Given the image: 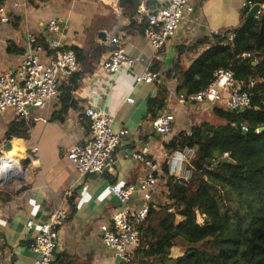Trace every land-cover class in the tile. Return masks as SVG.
<instances>
[{
  "label": "crops",
  "instance_id": "crops-1",
  "mask_svg": "<svg viewBox=\"0 0 264 264\" xmlns=\"http://www.w3.org/2000/svg\"><path fill=\"white\" fill-rule=\"evenodd\" d=\"M141 1L150 7L167 2ZM246 1L189 0L193 10L186 13L176 33L160 49L145 38L134 20L135 5L126 8L121 3L115 6L98 0L4 1L10 19H0V74L18 69L30 34L46 45L40 53L44 63L53 53L48 40L60 35L66 47L79 54L80 68L70 77H62L58 94L45 108L31 107L28 118L17 120L12 109L0 113V154L14 155L26 171L15 182L0 185V264H35L31 243L61 203L67 216L54 263L120 264L101 236V226L110 224L119 208L111 187L137 185L144 178L146 167L132 154L145 150L162 166L152 204L159 207L170 201L167 156L173 149L168 142L176 133L214 119V113L210 103L181 100L180 94L186 91L181 80L169 73L180 54L184 68L189 67L209 48V39L215 34L229 31L250 17L252 6L245 7ZM53 19L60 25L59 34L49 30ZM115 36L120 37L129 54L139 56L132 70H103V61L114 48L110 40ZM146 69L157 73L158 80L138 82L136 76ZM161 85L168 89L165 100L159 95ZM128 96H133L135 103L127 102ZM90 105L113 113L115 130L128 133L116 148L111 167L77 181L76 167L67 153L91 134L86 114ZM165 111L175 114L174 133L167 136L153 125L155 117ZM15 121L25 123L16 129L22 131L27 126L28 133L8 136L9 126ZM70 188L72 192L67 195ZM142 204L143 194L136 191L129 205L136 208ZM30 219L34 225L29 228Z\"/></svg>",
  "mask_w": 264,
  "mask_h": 264
},
{
  "label": "trees",
  "instance_id": "trees-1",
  "mask_svg": "<svg viewBox=\"0 0 264 264\" xmlns=\"http://www.w3.org/2000/svg\"><path fill=\"white\" fill-rule=\"evenodd\" d=\"M140 2L121 0L126 8H138ZM231 33L233 41L227 42ZM209 41V48L189 67L184 68L180 54L170 71L172 78L181 80L186 91L182 94L201 91L217 70L231 67L243 89L253 94V102L242 110L216 102L214 119L202 120L192 127V135L168 142L170 149L198 145L194 174L185 185L172 178L170 201L159 207L152 204L132 263L264 264V131L258 132L264 127V13L259 19L246 17ZM245 52L255 53L259 62H253L254 56L244 57ZM159 95L167 98L166 86H160ZM238 124L248 129H239ZM21 125L25 123L12 122L8 136L27 134V126L16 129ZM225 154L230 162L223 161ZM211 162L212 168L204 167ZM197 210L205 214L203 223L198 222ZM176 245L185 247L182 254L172 253Z\"/></svg>",
  "mask_w": 264,
  "mask_h": 264
},
{
  "label": "built area",
  "instance_id": "built-area-1",
  "mask_svg": "<svg viewBox=\"0 0 264 264\" xmlns=\"http://www.w3.org/2000/svg\"><path fill=\"white\" fill-rule=\"evenodd\" d=\"M110 5L119 6L121 0H98ZM256 2L248 0L244 6L251 7ZM193 10L189 0H167L157 7H150L144 1L138 5L134 20L143 28L145 38L156 48H162L165 43L176 33L183 23L186 13ZM264 12V0L260 4L255 18H261ZM1 21H8L9 15L6 7L0 5ZM49 30L59 34L61 32L58 21L53 19L49 23ZM235 34L231 33L228 41H233ZM114 48L103 61L102 68L105 72L115 73L120 69L132 70L139 56L129 54L122 45L120 37L111 38ZM48 46L53 50L48 62H43L40 53L46 49L35 34L29 35L28 45L23 53L20 65L16 71H7L0 74V113L12 109L17 120L30 116L31 107L45 108L58 94L62 77H70L80 68V61L75 49L66 47L62 37L56 35L48 40ZM244 57H253V62H259L260 58L255 53L245 52ZM138 82L147 83L158 80V75L151 69H146L136 76ZM181 100H195L203 103L215 104L222 101L231 109L242 110L253 102V94L243 89V83L236 79L231 67L220 68L215 72V79L204 89L197 93L180 94ZM127 102L135 103L133 96L127 97ZM86 114L91 121V134L89 138L79 144L73 145L67 158L77 170V181L90 174H102L113 163L114 152L127 135V130L116 131L114 128V115L108 110L90 105ZM175 114L165 111L155 117L154 128L163 136L174 133ZM243 130L248 128L241 126ZM192 135V129L186 132L176 133L177 139ZM38 150V146L34 147ZM198 145H184L173 149L167 156L168 183L172 180L185 185L193 175L192 160L196 157ZM227 155V154H225ZM137 161H141L146 167L144 178L137 184L126 186L114 185L111 187L113 194L118 198L119 208L112 217L110 224L101 226L103 241L112 248L120 264H131L137 247L142 239V225L149 216L154 193L160 184L161 164L153 159L147 151L142 150L132 154ZM7 158L5 153L0 154V161ZM13 168L0 173V185L15 182L20 174L25 175L24 166L16 158L12 157ZM214 162L205 163V168H212ZM18 173V174H17ZM140 191L143 194V204L140 207L129 205L132 195ZM72 188L66 194H70ZM199 223H203L205 214L198 211ZM67 216V210L63 203L55 207L48 220L43 223L41 231L31 243V249L35 254V264H53L55 253L59 245L60 229ZM34 225L30 219L27 226Z\"/></svg>",
  "mask_w": 264,
  "mask_h": 264
},
{
  "label": "water",
  "instance_id": "water-1",
  "mask_svg": "<svg viewBox=\"0 0 264 264\" xmlns=\"http://www.w3.org/2000/svg\"><path fill=\"white\" fill-rule=\"evenodd\" d=\"M263 2V0H258L251 8H250V10H249V12H248V15L250 16V17H255L256 16V14H257V12H258V10L260 9V4ZM238 128L239 129H242V127H241V124H238ZM262 131H264V127H260L259 129H258V132H262ZM223 161H225V162H230L231 160H230V158L227 156V155H225L224 157H223Z\"/></svg>",
  "mask_w": 264,
  "mask_h": 264
},
{
  "label": "bare ground",
  "instance_id": "bare-ground-1",
  "mask_svg": "<svg viewBox=\"0 0 264 264\" xmlns=\"http://www.w3.org/2000/svg\"><path fill=\"white\" fill-rule=\"evenodd\" d=\"M5 154L7 155V158L0 161V173L3 172V169H5V171H8V170L12 169L14 166L13 160H12V157L14 155H8L6 152H5Z\"/></svg>",
  "mask_w": 264,
  "mask_h": 264
},
{
  "label": "rangeland",
  "instance_id": "rangeland-1",
  "mask_svg": "<svg viewBox=\"0 0 264 264\" xmlns=\"http://www.w3.org/2000/svg\"><path fill=\"white\" fill-rule=\"evenodd\" d=\"M264 13V12H263ZM223 120H221V121H218V122H222ZM225 156V155H224ZM227 156H228V154H227ZM194 160V159H193ZM192 160V161H193ZM193 174H194V167H193ZM193 176V175H192ZM146 226V225H145ZM185 250V247L183 246V245H176V246H174V248H173V251H172V253L174 254V255H177V254H179V253H181L182 251H184ZM132 264H135V263H132Z\"/></svg>",
  "mask_w": 264,
  "mask_h": 264
}]
</instances>
